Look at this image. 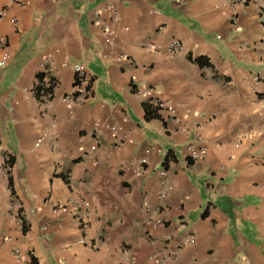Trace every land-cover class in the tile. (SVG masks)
I'll return each mask as SVG.
<instances>
[{
    "label": "crops",
    "instance_id": "crops-1",
    "mask_svg": "<svg viewBox=\"0 0 264 264\" xmlns=\"http://www.w3.org/2000/svg\"><path fill=\"white\" fill-rule=\"evenodd\" d=\"M107 1L123 30L93 15ZM8 4L0 264H157L166 251L159 264H264V0ZM75 64L91 96L69 105ZM161 168L170 190L158 199ZM70 197L87 206L54 217L44 205Z\"/></svg>",
    "mask_w": 264,
    "mask_h": 264
},
{
    "label": "built area",
    "instance_id": "built-area-1",
    "mask_svg": "<svg viewBox=\"0 0 264 264\" xmlns=\"http://www.w3.org/2000/svg\"><path fill=\"white\" fill-rule=\"evenodd\" d=\"M228 2H232L234 0H227ZM13 4H19V0H9L8 5H13ZM93 15L95 17H98L100 14H106V16L109 17L110 21H112L114 24H116L115 28L117 30H123V27L119 25V17L117 16L116 12L114 11L112 4L110 2H105L103 5H99L92 11ZM5 15V10L2 9L0 10V20L4 18ZM10 25L14 26L15 25V19L11 18L9 20ZM99 25H101L103 32L105 36L108 39H111L113 36V29L111 25L105 24L104 22H100ZM179 48V43L175 40H172L168 46L166 47L167 51L169 52H174ZM11 60L10 53L6 48H2L0 50V72L8 65V63ZM72 70L75 74V79L74 83L71 89V92L65 96L62 97V101L67 103V104H72L74 103V100L77 96H81L83 100L87 101L90 99L91 96V79L89 74L84 70V68L81 65L75 64L72 66ZM256 80V78H254ZM98 147L97 140L93 138L91 145H90V151H94L95 148ZM149 150V149H147ZM185 150L188 154V158L191 161H196L200 160L203 155L202 150H196L193 145H187L185 147ZM147 152V151H145ZM144 164L143 161H140V166L138 168L139 172H141L142 165ZM3 167V166H2ZM4 168V167H3ZM165 175H166V170L164 168H161L158 171V176L160 178L159 185L161 186L162 190H160L157 194L158 199H162L165 197V193L170 190V187L166 185L165 183ZM45 206H47L50 209V213L52 216H63L65 214H69L73 211H77L79 208H84L87 206L86 202L78 199H74L72 197L68 198L65 202L61 204H49V203H44ZM155 212L153 210L147 209L145 211V223L148 225L153 226L154 223L151 220V216ZM185 241V240H184ZM78 243H82V240H79ZM148 243L150 245L153 244L152 239H148ZM184 243V242H183ZM182 244V243H181ZM181 244H178L176 246V250L180 248ZM174 251H166L165 254L162 256H159L158 258L152 257L151 259H155V262L157 264L162 263L164 261H167L171 259L174 256Z\"/></svg>",
    "mask_w": 264,
    "mask_h": 264
},
{
    "label": "trees",
    "instance_id": "trees-1",
    "mask_svg": "<svg viewBox=\"0 0 264 264\" xmlns=\"http://www.w3.org/2000/svg\"><path fill=\"white\" fill-rule=\"evenodd\" d=\"M195 62L200 65V61L199 60H195ZM40 76H38L39 78ZM40 79V78H39ZM157 117L156 115V111L152 108H150V106H146L144 105V119L145 120H151V119H155ZM12 164V161L10 158L7 159V166L10 167V165ZM7 189L9 190V194L12 195L13 194V190H12V185L10 182V179L7 178Z\"/></svg>",
    "mask_w": 264,
    "mask_h": 264
}]
</instances>
